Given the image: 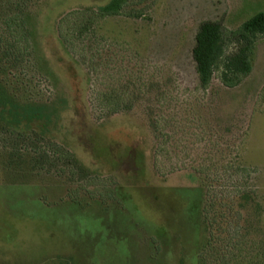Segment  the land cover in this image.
Returning <instances> with one entry per match:
<instances>
[{"label":"rangeland","instance_id":"rangeland-1","mask_svg":"<svg viewBox=\"0 0 264 264\" xmlns=\"http://www.w3.org/2000/svg\"><path fill=\"white\" fill-rule=\"evenodd\" d=\"M110 1L47 0L40 10V45L57 85L40 82L36 90L66 97L54 134L98 177L50 173L14 183L0 165V264H59L58 256H72V264H178L181 258L195 264L207 236L197 215L202 201L214 219V249L231 254V202L241 188L255 189L262 204L257 234H264V34L254 44L250 73L234 88L215 77L201 90L191 54L202 22L236 30L264 13V0H129L127 12L101 19L72 58L56 37L58 17ZM73 20L62 23L64 34H71ZM234 49L230 44L227 52ZM130 74L149 89L156 81L167 85L162 105L170 140L157 167L182 169L161 176L152 168L154 138L141 105L106 116L99 104L98 92L123 90ZM235 156L250 169L239 185ZM199 164L211 166L203 185L191 169ZM200 184V206L193 208Z\"/></svg>","mask_w":264,"mask_h":264},{"label":"trees","instance_id":"trees-1","mask_svg":"<svg viewBox=\"0 0 264 264\" xmlns=\"http://www.w3.org/2000/svg\"><path fill=\"white\" fill-rule=\"evenodd\" d=\"M46 1L0 0V165L14 183H27L33 177L50 173L69 179L98 177L95 170L87 167L63 142L56 139L55 126L68 108L66 97L36 90V84L40 82L51 85L53 89L57 85V77L48 65L38 32L39 13ZM128 2L111 0L103 6L74 8L61 14L56 21L55 33L64 51L73 58L72 50L83 48L88 34L96 32L101 19L110 14L126 13L124 8L129 5ZM73 17L71 34H64L62 23ZM262 34L264 13H257L238 29L228 32H225L221 22H202L191 51L199 88L206 91L215 77L224 87L238 86L252 69L254 44ZM230 44L235 45V49L227 52ZM128 77L123 90L114 87L97 93L96 98L105 107L106 116L129 112L136 105H141L154 138L152 168L161 176L182 169L161 173L157 167L158 154L167 149L170 140L166 131L168 119L162 105L167 85L158 81L150 83V89L155 87L151 95L142 80L135 79L131 74ZM176 126L178 130L181 128L179 124ZM234 158L236 162L231 168L234 167V180L239 185L249 177L250 169L238 162V156ZM209 167L206 164L191 166L202 185L211 174ZM201 184L193 190L198 199L193 208L200 206ZM113 192L110 190L111 194L108 193L110 199H116ZM232 198L231 223L234 224L231 228V254L230 250L221 252L214 249V219L209 218L208 206L202 201L197 215L202 217L207 236L196 250L195 264H243L242 261L264 264V234H257L261 231L262 204L256 191L241 188ZM69 200L82 204L77 195L70 194ZM102 203L105 204L103 200L100 201ZM57 260L59 264H72L73 257L58 256ZM178 264H185L182 258Z\"/></svg>","mask_w":264,"mask_h":264}]
</instances>
